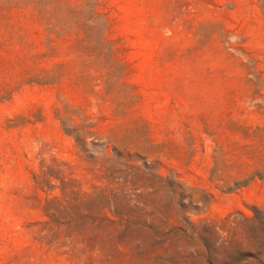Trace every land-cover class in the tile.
<instances>
[{
  "label": "rangeland",
  "instance_id": "rangeland-1",
  "mask_svg": "<svg viewBox=\"0 0 264 264\" xmlns=\"http://www.w3.org/2000/svg\"><path fill=\"white\" fill-rule=\"evenodd\" d=\"M0 264H264V0H0Z\"/></svg>",
  "mask_w": 264,
  "mask_h": 264
}]
</instances>
